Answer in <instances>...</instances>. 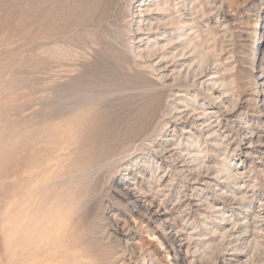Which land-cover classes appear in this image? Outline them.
<instances>
[{
	"label": "rangeland",
	"instance_id": "1",
	"mask_svg": "<svg viewBox=\"0 0 264 264\" xmlns=\"http://www.w3.org/2000/svg\"><path fill=\"white\" fill-rule=\"evenodd\" d=\"M64 1L49 53L44 0H0V264H264V0H170L191 33L161 25L169 44L130 31L132 2L94 25L89 0ZM136 93L178 109L124 134Z\"/></svg>",
	"mask_w": 264,
	"mask_h": 264
},
{
	"label": "bare ground",
	"instance_id": "2",
	"mask_svg": "<svg viewBox=\"0 0 264 264\" xmlns=\"http://www.w3.org/2000/svg\"><path fill=\"white\" fill-rule=\"evenodd\" d=\"M48 1L49 0H44V5H43V19H42V31H43V37H44V40L45 41H43V42H45L44 43V52H49L50 50H53V49H50L49 50V47L51 48V46H47L48 45V43H47V45H46V40H47V38L49 37L47 34H48V31L51 29L52 30V32L51 33H53L52 34V36H53V42H54V47L52 46V48H54V52L56 53V52H58V51H56L57 50V47L59 46V41L61 40H59L58 39V32H59V23H60V16L57 14V12H56V10H58L57 9V7H58V5H59V0H51V4L49 5L48 4ZM62 1H64V0H62ZM81 1V0H80ZM79 1V2H80ZM86 1V0H85ZM88 1V0H87ZM90 1V6H91V16H90V22L91 23H97V22H105V20H111L110 18H112V17H114L115 18V16H117L120 12H122V11H118L117 9H116V6L117 5H120V0H89ZM31 2V1H30ZM39 2V1H38ZM50 2V1H49ZM65 2V1H64ZM82 2V1H81ZM124 2V1H123ZM129 2H132L131 3V5L133 6V9H131V16H133V19H131L132 21H131V23H129L130 24V26H131V29H130V31L136 36V37H139L138 35H140V34H142L143 32H146L147 33V31H153V30H155L156 31V34H158V36L159 35H164V36H166L167 37V35H165V34H167V32L165 31V32H160V33H158L157 31L158 30H160V28L162 27L161 25H164V27L165 26H169V25H174L175 26V28L176 29H180L183 33H180V35L179 36H183V35H188V34H190L191 32H189V33H184V31L186 30L185 29V27L183 26V23L185 22L181 17H179V16H173L172 14V9H173V4L172 3H170V0H149V3L148 4H146L145 2H146V0H126L125 1V3L127 4L126 6H124L125 5V3H124V7H129ZM150 2H152V4H150ZM27 3H28V1H27ZM72 3V2H71ZM75 3V2H74ZM86 3V2H85ZM63 4V3H62ZM61 4V5H62ZM66 4V3H65ZM88 4V3H87ZM123 4V3H122ZM176 4V3H175ZM185 4V3H184ZM187 4V3H186ZM38 5V4H37ZM60 5V7H62ZM89 5V4H88ZM146 5V7L145 8H143V6H145ZM33 6V5H32ZM42 6V5H41ZM31 7V6H30ZM40 7V6H39ZM121 7V6H120ZM122 8V7H121ZM130 8H131V6H130ZM28 9V8H27ZM40 9H42V8H40ZM87 9V8H86ZM129 9V8H128ZM195 9V8H194ZM122 10H124V9H122ZM154 11V10H156V11H158V12H163V15H157L156 16V18H155V21H150V22H147L146 24H143L145 21H146V19H142L141 18V20H136L135 19V17H138L139 18V16H135V15H137V13L139 14V13H145V12H150V11ZM28 11V10H27ZM34 10H32V12H33ZM85 11V10H84ZM125 11H126V9H125ZM155 11V12H156ZM30 12V11H29ZM59 12V11H58ZM80 12V11H79ZM83 12V11H82ZM90 12V11H89ZM130 12V11H129ZM26 13V12H25ZM36 13H38V12H36ZM51 13V18H49V17H47L49 14ZM29 14V13H28ZM28 14H26V15H28ZM31 14V13H30ZM78 14V13H77ZM83 14V13H82ZM90 14V13H89ZM88 14V15H89ZM122 14V13H121ZM36 15V14H35ZM39 15V14H38ZM37 15V16H38ZM37 16H35V18L37 17ZM67 16H68V14H67ZM66 16V17H67ZM127 16H129V14H127L126 13V15L125 14H122V18L123 19H125V17H127ZM141 16V15H140ZM38 17H40V19H41V15L40 16H38ZM73 17V16H72ZM79 17V16H78ZM81 17H83L82 15H81ZM120 17V16H119ZM141 17H143V15L141 16ZM164 17L166 18V17H168V18H166V19H164ZM26 18H29V17H26ZM30 18H31V16H30ZM63 18V17H62ZM69 18V17H68ZM86 18V17H85ZM88 18V17H87ZM118 18V17H117ZM121 18V17H120ZM65 19V18H64ZM72 19H75V18H72ZM80 19V18H79ZM122 19V20H123ZM71 20V19H70ZM85 20V19H84ZM119 20H121V19H119ZM89 21V20H88ZM113 21V20H112ZM63 22H64V20H63ZM70 22V21H69ZM81 22V21H80ZM110 22V21H109ZM109 22H107V23H109ZM66 23V22H65ZM89 23V22H88ZM106 23V22H105ZM70 24H71V22H70ZM75 24V23H74ZM77 24V23H76ZM79 24V23H78ZM92 24V25H93ZM101 24H103V23H101ZM110 24V23H109ZM117 24V23H116ZM115 24V25H116ZM64 25V24H63ZM80 25V24H79ZM89 25V24H88ZM94 25H96V24H94ZM97 25H99V24H97ZM107 25V24H106ZM111 25V24H110ZM120 25H121V21H120ZM123 25V24H122ZM128 25V24H127ZM264 25V24H263ZM67 26V25H66ZM100 26H102V25H100ZM103 26H105V25H103ZM114 26V25H113ZM78 27V26H77ZM81 27V26H80ZM79 27V28H80ZM83 27V26H82ZM96 27V26H95ZM98 27V26H97ZM119 27V26H118ZM65 28V27H64ZM107 28V27H106ZM111 28V27H110ZM120 28V27H119ZM71 29V28H70ZM77 29V28H76ZM88 29V28H87ZM90 29H92V28H90ZM96 29V28H95ZM94 29V30H95ZM100 29V28H99ZM102 29V28H101ZM108 29V28H107ZM115 29V28H114ZM264 29V28H263ZM50 30V31H51ZM66 30V29H65ZM74 30V29H73ZM89 30V29H88ZM118 30V29H117ZM117 30H116V32H117ZM41 31V32H42ZM69 31H71V30H69ZM109 31V34H111L110 33V31L111 30H108ZM161 31V30H160ZM40 32V31H39ZM40 32V33H41ZM65 32H68V30L67 31H65ZM100 32V31H99ZM102 32V31H101ZM104 32H105V30H104ZM129 32V31H128ZM263 32V31H262ZM60 33V32H59ZM73 33V32H72ZM89 33V32H88ZM101 34V33H100ZM104 34H106V33H104ZM108 34V35H109ZM133 34H132V37H133ZM145 34V33H144ZM69 35H71V33L69 34ZM101 35H103V34H101ZM107 35V34H106ZM106 35H104V36H106ZM115 35V34H114ZM113 35V36H114ZM169 35V34H168ZM62 36H63V34H62ZM95 36V35H94ZM109 36H112V35H109ZM200 36V35H199ZM61 37V36H60ZM59 37V38H60ZM156 37V36H155ZM184 37V36H183ZM79 38V37H78ZM84 38V37H83ZM88 38V37H87ZM94 38V37H93ZM100 39L102 38V37H99ZM144 38V37H143ZM143 38L141 39V37H140V39L138 40V41H141V40H143ZM168 38V44H169V42H171V41H173L174 39H172L171 37H167ZM174 38V37H173ZM176 38H178V37H176ZM41 39V38H40ZM71 39V38H70ZM70 39H68V40H70ZM81 39V38H80ZM85 40H86V38H84ZM83 39V40H84ZM98 39V38H97ZM151 39V38H150ZM150 39H149V41L148 42H150ZM52 40V39H51ZM51 40L49 39V42H51ZM73 40V39H72ZM103 40H104V38H103ZM41 41V42H42ZM102 41V40H101ZM137 41V42H138ZM48 42V41H47ZM52 42V43H53ZM65 42H66V40H65ZM82 42V41H81ZM183 42V41H182ZM84 43V42H83ZM82 43V44H83ZM167 43V42H166ZM184 43V42H183ZM190 43H192V39L190 38V37H187L186 39H185V45H184V49H182L183 50V53L182 54H184V51L189 47V44ZM41 44V43H40ZM50 44V43H49ZM62 45H63V43H61ZM70 44V43H69ZM85 44V43H84ZM99 44V43H98ZM159 44V41H158V38L156 37V38H154V41L151 43V44H149L148 45V48H149V51H148V53L147 54H149V55H152V54H154L155 53V51L158 49V47H157V45ZM191 45V44H190ZM42 46V45H41ZM40 46V47H41ZM64 46V45H63ZM55 47H56V49H55ZM61 47V46H60ZM67 47V46H66ZM136 47V46H135ZM133 48L134 49V51H135V53L137 52V50H136V48ZM73 48V47H72ZM86 48V47H85ZM138 48V47H137ZM152 48H154L153 50H152ZM61 49H63V48H61ZM140 49V48H139ZM197 49V47H196V44H195V47H194V50H196ZM40 50H42V49H40ZM106 50V49H105ZM66 51V50H65ZM159 51V50H158ZM187 51V50H186ZM193 51V50H192ZM198 51V50H197ZM111 52V51H110ZM146 52V51H145ZM196 52V51H195ZM50 53V52H49ZM52 54V53H51ZM63 54V53H62ZM137 54L138 55H142L141 53H139V51L137 52ZM186 54V53H185ZM42 55H44V53L42 54ZM53 55V54H52ZM200 56H199V58L200 59H198L199 60V63H200V65H201V63L202 62H204L203 60H204V54H199ZM58 56H59V54H58ZM137 56V55H136ZM43 57V56H42ZM49 57H50V55H49ZM153 57V56H152ZM48 58V57H47ZM57 58V57H56ZM60 58V57H59ZM63 58V57H62ZM142 58V57H141ZM146 58V57H145ZM51 59V58H50ZM64 59V58H63ZM47 61H49V60H47ZM44 62V61H43ZM52 62V61H51ZM58 62H60V60L58 61ZM49 64V63H48ZM45 65V64H44ZM200 67V66H199ZM43 68H45L44 66H43ZM124 68V67H123ZM156 69V68H155ZM159 69V68H158ZM196 70V69H195ZM113 71V70H112ZM198 72V71H197ZM91 73V72H90ZM89 74V73H88ZM197 75H199V73H196V77H197ZM91 77V76H90ZM93 78H95V77H93ZM263 78H264V75L262 76V78L260 79V80H262V82L260 83V82H257L256 84H257V87L259 86V84H262L263 85ZM98 79V78H97ZM105 79V78H104ZM130 79V78H129ZM100 80H101V78H100ZM107 81H108V79H106ZM110 80V79H109ZM114 80V79H113ZM131 80V79H130ZM83 81H84V79H83ZM86 81V80H85ZM97 81H99V80H97ZM103 81H105V80H103ZM254 81V80H253ZM102 82V81H101ZM106 82V81H105ZM112 82H114V81H112ZM127 82V81H126ZM98 83V82H97ZM103 83V82H102ZM123 83H124V81H123ZM80 84H82V83H80ZM92 84V83H91ZM90 84V82L87 84V92H89V91H91L92 90V86L93 85H91ZM109 84V83H108ZM111 84V83H110ZM122 84V83H121ZM127 84V83H126ZM125 83H124V85H126ZM130 83H128L127 85H129ZM218 84V81L217 80H214L213 81V83H212V87L211 88H209V90H213L214 88H215V86ZM224 83L223 82H221V85H223ZM136 85V84H135ZM82 86V85H81ZM90 86L92 87V88H90ZM105 86H103V89L105 90V88H107V86L104 88ZM108 87H110L109 85H108ZM113 87V86H112ZM137 87V86H136ZM138 87H139V85H138ZM128 88V87H127ZM88 89H89V91H88ZM94 89H96L95 87H94ZM93 89V90H94ZM103 89H102V91H103ZM109 89V88H108ZM112 89V88H111ZM115 89V88H114ZM114 89H113V93H114ZM145 89V88H144ZM98 90H100V89H98ZM116 90V89H115ZM123 90H124V87H123ZM128 90H129V88H128ZM101 91V90H100ZM107 91H109V90H107ZM122 91V90H121ZM256 91H258V90H256ZM85 92V91H84ZM83 92V93H84ZM87 92H86V94H87ZM95 92H96V90H95ZM109 92H111V90L109 91ZM155 92V91H154ZM82 93V94H83ZM98 94L100 93V92H97ZM105 93V92H104ZM120 93H122V92H120ZM125 93V92H124ZM127 93V92H126ZM125 93V94H126ZM129 93V92H128ZM134 93V92H133ZM132 93V94H133ZM145 93V92H144ZM224 93V91H222V94ZM255 93H257V92H254V94ZM259 93V92H258ZM262 93H264V89H263V91H262ZM79 93H77L76 95H78ZM98 94H96V95H98ZM107 93H105L104 95H106ZM163 94V93H162ZM164 94H166V93H164ZM84 95V94H83ZM82 95V96H83ZM88 95V94H87ZM100 96H101V94H99ZM103 95V96H104ZM110 95V94H109ZM123 95V94H122ZM126 96V95H125ZM131 96V95H130ZM220 96H222V95H220ZM263 96V95H262ZM78 97H80V95H78ZM121 97V96H120ZM140 97V98H139ZM84 99H85V97H83ZM122 98V97H121ZM134 98H136L135 100H133L132 102H131V104H130V106H128V107H124V110H123V117H122V121H121V126H122V132L124 133V134H134L135 132L137 133V132H141V131H144V132H149L151 129H152V127H153V125L155 124V122L159 119V118H161V113L162 112H166V114L168 115V114H170L171 115V113H172V110L173 109H178V106H174V108L173 107H167L165 110H163V108L165 107V105L166 104H163L162 103V98H161V95H160V93H158V94H150V93H146V94H137L136 93V95H134ZM164 98V97H163ZM254 98V97H253ZM54 99V98H53ZM76 99H81V97L80 98H77L76 97ZM218 99V98H217ZM47 100H48V98H47ZM51 101H52V103H54L53 102V100L52 99H50ZM71 100V99H70ZM254 100H256L255 98H254ZM50 101V102H51ZM54 101H55V99H54ZM84 100L82 99L81 100V102H83ZM85 101H88V99H86ZM258 101H259V98L256 100V103H258ZM260 101H264V97H263V99L262 100H260ZM49 102V103H50ZM61 103L63 102V101H60ZM75 102V99H74V101H73V103ZM121 102V101H120ZM222 103H224V101H222ZM60 104V103H59ZM56 105V104H55ZM61 105V104H60ZM63 105H65V103L63 104ZM97 105V104H96ZM95 105V106H96ZM106 105V104H105ZM56 106H58V104L56 105ZM110 106V105H109ZM49 107V106H48ZM47 107V108H48ZM54 107V106H53ZM62 107H64V106H62ZM68 107V106H67ZM92 107V106H91ZM100 107H102V106H100ZM122 107V106H121ZM56 108V107H55ZM58 108H60V107H58ZM90 108V107H89ZM89 108H85V109H83V110H79V112H76L75 114H73L72 116H63V117H68L67 119H63V118H61V120L59 121V123H62V125L63 124H67L66 122H68V123H71V124H76L77 123V121H83V120H79L81 117L83 118V119H85L84 117H86V116H88L87 118L89 119V116L91 117V118H93L92 116L94 115V116H98V114H97V110H96V112L95 113H91V111H90V109ZM93 108V107H92ZM110 108V107H109ZM57 109V108H56ZM94 109H95V107H94ZM97 109V108H96ZM66 110V109H65ZM99 111H101V110H99ZM176 111V110H175ZM61 112V111H60ZM94 112V111H93ZM55 111H54V116H55ZM58 114V113H57ZM202 114H203V112H202ZM107 119L108 120H110V118H111V114L110 113H108L107 115ZM163 116V115H162ZM177 116V115H176ZM57 117H62V116H57ZM52 118H54V117H52ZM56 118V117H55ZM87 118H86V120H87ZM95 118V117H94ZM97 119V118H96ZM43 120H45V119H43ZM46 120H47V118H46ZM50 120L51 119H48V122H50ZM55 120V119H54ZM98 120V119H97ZM164 120V119H163ZM53 121V120H52ZM74 121H76V123L74 122ZM88 121H91L92 122V120H88ZM86 122V121H85ZM111 122V121H110ZM44 123V122H43ZM45 123H47V121H45ZM44 123V124H45ZM52 123V122H51ZM50 123V124H51ZM59 123L57 124V125H59ZM80 123V122H79ZM78 123V124H79ZM95 123V122H94ZM107 123V122H106ZM55 124V123H54ZM80 124H82V123H80ZM166 126L167 125H169L168 124V121H166L165 120V123H164ZM163 124V125H164ZM86 125V124H85ZM75 126V125H74ZM77 126V125H76ZM82 126H84V122H83V124H82ZM155 126V125H154ZM78 128H79V126H77ZM77 127H76V129H77ZM120 127V126H119ZM118 127V128H119ZM74 128V127H73ZM84 128V127H83ZM88 128V127H87ZM109 128V127H108ZM118 128H115L114 130H111V132L113 133V134H116L117 133V131L119 132V130L120 129H118ZM40 130L42 129V127L41 128H39ZM81 128H79V131H81V134H82V131H84V129L82 130H80ZM87 129L85 128V131H86ZM77 131V130H76ZM215 131V130H214ZM152 132V131H151ZM83 133H85V132H83ZM87 133V132H86ZM89 133V132H88ZM107 133H108V131H107ZM135 133V134H136ZM80 134V133H79ZM112 134V135H113ZM143 134V133H142ZM83 135V134H82ZM116 135H118V134H116ZM84 136H85V134H84ZM111 137H113V136H111ZM116 137V136H115ZM124 138V137H123ZM86 139V138H85ZM89 139V138H88ZM91 139V138H90ZM79 140H81V139H79ZM111 140V139H110ZM133 140H134V138H133ZM41 141V140H40ZM72 141V140H71ZM79 142V141H78ZM83 143V142H82ZM79 144H80V142H79ZM112 144H113V142H112ZM95 145V144H94ZM71 146V145H70ZM69 147V146H68ZM83 147V146H82ZM81 147V148H82ZM83 148H85V147H83ZM93 149V148H92ZM83 150V149H82ZM87 151V150H86ZM82 152V151H81ZM85 152V151H84ZM90 151H88V153H89ZM107 152V151H106ZM108 153V152H107ZM188 154H189V152H188ZM86 155V154H85ZM88 156V155H87ZM99 157V156H98ZM50 158V157H49ZM199 158V157H198ZM201 159V158H200ZM202 166V165H201ZM229 168H227V170H228ZM220 171H223V170H220ZM219 171V172H220ZM221 173V172H220ZM229 173H230V177H233L234 175H237L236 173H233V171L230 169L229 170ZM209 206V205H208ZM213 206V205H212ZM51 207V206H50ZM214 207V206H213ZM224 213V212H223ZM56 215V214H55ZM55 219V218H54ZM39 220H41V219H39ZM222 220H226V218H222ZM52 222V221H51ZM233 224L234 225H236V223H234L233 222ZM238 225V224H237ZM245 227V226H244ZM38 233V232H37ZM36 234V233H35ZM41 235V234H40ZM37 236V235H36ZM38 237V236H37ZM45 238V237H44ZM46 239V238H45ZM44 239V240H45ZM43 241V240H42ZM169 241V240H168ZM43 244V243H42ZM33 247V246H32ZM257 247V246H256ZM177 256V255H176ZM40 261V260H39ZM38 261V262H39Z\"/></svg>",
	"mask_w": 264,
	"mask_h": 264
}]
</instances>
